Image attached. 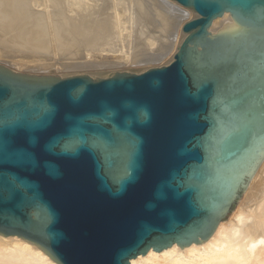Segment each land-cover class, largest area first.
Listing matches in <instances>:
<instances>
[{
	"label": "water",
	"instance_id": "95a60500",
	"mask_svg": "<svg viewBox=\"0 0 264 264\" xmlns=\"http://www.w3.org/2000/svg\"><path fill=\"white\" fill-rule=\"evenodd\" d=\"M198 17L169 64L93 77L0 64V232L62 264L208 241L264 154V0ZM229 12L241 30L211 32Z\"/></svg>",
	"mask_w": 264,
	"mask_h": 264
},
{
	"label": "bare ground",
	"instance_id": "6f19581e",
	"mask_svg": "<svg viewBox=\"0 0 264 264\" xmlns=\"http://www.w3.org/2000/svg\"><path fill=\"white\" fill-rule=\"evenodd\" d=\"M198 15L176 0H0V62L38 74L143 69L174 59V46L187 36L182 19ZM241 29L229 12L210 27ZM0 264L62 263L39 243L0 232ZM131 264H264V154L208 241L173 243L163 252L139 254Z\"/></svg>",
	"mask_w": 264,
	"mask_h": 264
},
{
	"label": "rangeland",
	"instance_id": "374dc122",
	"mask_svg": "<svg viewBox=\"0 0 264 264\" xmlns=\"http://www.w3.org/2000/svg\"><path fill=\"white\" fill-rule=\"evenodd\" d=\"M0 53H3L5 50L4 46H1L0 45ZM16 47H19V46H16ZM17 50V49H16ZM19 50V49H18ZM34 57H29L28 59L29 60H33ZM37 58V57H35ZM16 59H22V57H17ZM168 59V61H167ZM161 62H158V63H154V64H150V65H147V66H144L143 69H147V68H150V67H154V66H162V65H166V64H169L171 61H173L174 59L173 58H167ZM170 60V61H169ZM0 64H5V63H1ZM6 66H9L8 64H5ZM11 67V66H9ZM146 67V68H145ZM13 69V67H11ZM108 69V70H107ZM107 69H103L101 71H98V70H92L91 71H74V70H68V69H65V70H57V71H53L52 73H48V74H52V75H57V72L59 71L61 76H68V75H74V74H81V73H87V74H90L91 76L93 77H100V76H108V75H111L112 73L114 72H117V71H132V72H141L143 71L142 67L140 68H136V67H129V68H119V69H116V68H107ZM122 69V70H121ZM126 69V70H125ZM115 70V71H114ZM140 70V71H139ZM20 71V70H19ZM24 72V71H22ZM40 74H44V73H40ZM46 74V73H45ZM104 74V75H103Z\"/></svg>",
	"mask_w": 264,
	"mask_h": 264
}]
</instances>
